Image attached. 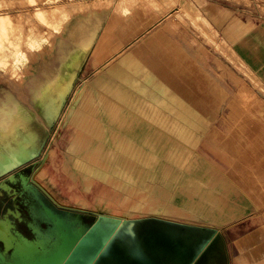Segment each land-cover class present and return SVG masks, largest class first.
Instances as JSON below:
<instances>
[{
  "label": "crops",
  "instance_id": "1",
  "mask_svg": "<svg viewBox=\"0 0 264 264\" xmlns=\"http://www.w3.org/2000/svg\"><path fill=\"white\" fill-rule=\"evenodd\" d=\"M245 1L63 6L74 34L41 60L56 66L0 93V168L39 155L0 182V264L31 238L25 178L56 207L119 220L157 264H264V14Z\"/></svg>",
  "mask_w": 264,
  "mask_h": 264
},
{
  "label": "water",
  "instance_id": "2",
  "mask_svg": "<svg viewBox=\"0 0 264 264\" xmlns=\"http://www.w3.org/2000/svg\"><path fill=\"white\" fill-rule=\"evenodd\" d=\"M38 156L33 154L27 158L6 161L0 168V182H15L34 171ZM26 181L25 178L24 192L28 196L25 203L28 218L24 223L31 233V238H22L18 235L17 241L23 243L26 248L16 247L9 255V264H108L107 259L102 261L100 256L112 254L109 246L114 234L120 239V246L132 251L124 254L136 257L134 264L159 263L158 257L153 259L152 256L135 253L137 242L134 238L131 239L130 235L126 236L121 232L119 220L83 212L75 214L56 207L37 185L28 184ZM107 219L111 221L109 234L102 228ZM161 259L165 257H160L159 260Z\"/></svg>",
  "mask_w": 264,
  "mask_h": 264
},
{
  "label": "rangeland",
  "instance_id": "3",
  "mask_svg": "<svg viewBox=\"0 0 264 264\" xmlns=\"http://www.w3.org/2000/svg\"><path fill=\"white\" fill-rule=\"evenodd\" d=\"M80 1H84L83 5L80 4ZM86 1L88 0H0V18L9 21L6 25L7 29L5 31L0 30V93H7L6 90L16 93L22 92L25 88L26 79L29 82L32 77H37L43 72L49 73L56 66L51 63H41V60L50 55L48 53L51 52L48 51H52V46L55 44L60 30H63L72 19V15L67 17L66 10H63L66 7L63 8V6H87ZM177 1L180 2L181 0ZM243 4L249 8H256L257 11L264 14V5L260 1L247 0ZM239 70L241 73L245 72L242 68ZM257 88H261L259 84H257ZM77 94L80 93L77 92ZM63 114L62 120L59 122L60 126L64 122L66 109ZM49 144L50 161L55 156V132H53ZM51 163L52 161L49 162V165ZM54 167L56 168V165L53 168L51 166L50 175L55 183L56 171ZM38 172H41L40 168L35 171V174L38 175ZM35 181L43 182L39 176L35 177ZM47 194L50 196V192ZM102 228L105 233H109L111 230L110 224H103ZM112 236L113 240H111L109 250H111L110 252L113 251L112 254L114 255H101L102 261L107 259L108 264H117L120 259L119 264H134L136 257L124 254L132 251L124 248L125 246H120V239L115 237V234ZM16 245H19L16 246L18 248H26L23 243L18 241H16ZM119 251H124V253ZM114 257L118 258L114 260Z\"/></svg>",
  "mask_w": 264,
  "mask_h": 264
},
{
  "label": "bare ground",
  "instance_id": "4",
  "mask_svg": "<svg viewBox=\"0 0 264 264\" xmlns=\"http://www.w3.org/2000/svg\"><path fill=\"white\" fill-rule=\"evenodd\" d=\"M6 17V16H5ZM9 23V21H7L6 19H4V18H0V30H6L7 29V24ZM121 23V22H120ZM68 25H69V23L63 28V30H60V33L61 34H63V33H68V31H69V35H73L74 33H73V30L72 29H70V30H68ZM71 28V27H70ZM78 29V28H77ZM68 30V31H67ZM79 32V31H78ZM41 56V55H40ZM37 77L36 76H34V77H32L31 79H29V84H32L33 82H34V80L36 79ZM26 82H28V80L26 79L25 80V84H26ZM75 91V90H74ZM78 92V91H77ZM77 92L73 95V97H72V100H71V102L69 103V105H68V107H67V109H66V115H65V117H64V121H66V119H67V117L71 114V112H72V108H73V103L76 101V99L78 98V96L80 95H78L77 94ZM0 114H1V112H0ZM258 127V126H257ZM31 130V129H30ZM254 130H255V128H254ZM256 131V130H255ZM253 132V131H252ZM258 132V131H257ZM254 133H256V132H254ZM28 135V134H27ZM31 135H33V134H31ZM253 138V137H252ZM27 140V139H26ZM25 140V141H26ZM24 141V140H23ZM250 141V140H249ZM21 142V141H20ZM27 144V143H26ZM23 145V144H22ZM18 147H19V145H18ZM32 147V146H31ZM4 150V149H3ZM2 150V151H3ZM20 150V149H19ZM20 152V151H19ZM21 153V152H20ZM6 154V153H5ZM25 155V154H24ZM16 156V155H15ZM19 157V156H18ZM26 156H24V158H25ZM29 157V156H28ZM5 161V160H4ZM191 161V160H190ZM199 170V169H198ZM44 172H38V175L37 176H39V177H44L45 176V174H43ZM199 178V177H198ZM208 178V177H207ZM200 179V178H199ZM210 179V178H209ZM201 180V179H200ZM212 180V179H211ZM197 185V184H196ZM202 187V186H201ZM200 187V188H201ZM48 190V189H47ZM50 196H51V198L54 200V202H55V200H56V198H55V193L54 192H50ZM58 198V197H57ZM65 209V208H64ZM67 209V208H66ZM71 209V208H70ZM68 210V209H67ZM73 210V209H72ZM70 211V210H69ZM143 224V223H142ZM111 227V226H110ZM130 231H132V230H130ZM110 232V231H109ZM122 232V231H121ZM124 233V232H123ZM126 233V232H125ZM134 233V232H133ZM109 234V233H108ZM111 234V233H110ZM127 234V233H126ZM130 235V234H129ZM115 236H116V234H115ZM113 237V236H112ZM17 238V237H16ZM116 240V239H115ZM136 241H137V239H136ZM120 242V241H119ZM116 246V245H115ZM118 246V245H117ZM117 248V247H116ZM119 248H120V246H119ZM119 248H117V249H119ZM141 248V247H140ZM139 249V248H138ZM116 250V249H115ZM123 250V249H122ZM148 250V249H147ZM146 250V251H147ZM111 251V250H110ZM117 251V250H116ZM126 251V250H125ZM141 251V250H140ZM113 252V251H112ZM111 252V253H112ZM118 252V251H117ZM119 252H123L124 253V251H119ZM127 252V251H126ZM139 252V251H138ZM122 253V254H123ZM148 253V252H147ZM119 254V253H118ZM149 254V253H148ZM112 255H114V254H112ZM112 255H110V256H112ZM120 255V254H119ZM124 255V254H123ZM138 255V254H137ZM117 256V255H116ZM128 256V255H127ZM150 256H151V254H150ZM126 257V256H125ZM115 258H118V257H114V260H115ZM130 258V257H129ZM133 258V257H132ZM126 259V258H125ZM134 259V258H133ZM102 260V259H101ZM113 260V261H114ZM120 260V259H119ZM119 260H118V262H119ZM117 262V264H119ZM115 264V263H114ZM124 264H126V263H124Z\"/></svg>",
  "mask_w": 264,
  "mask_h": 264
}]
</instances>
